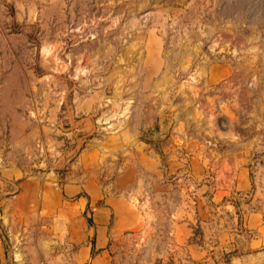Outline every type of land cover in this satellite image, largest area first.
<instances>
[{"label": "rangeland", "instance_id": "374dc122", "mask_svg": "<svg viewBox=\"0 0 264 264\" xmlns=\"http://www.w3.org/2000/svg\"><path fill=\"white\" fill-rule=\"evenodd\" d=\"M98 204L110 264H264V0H0V264Z\"/></svg>", "mask_w": 264, "mask_h": 264}, {"label": "crops", "instance_id": "0c3cea01", "mask_svg": "<svg viewBox=\"0 0 264 264\" xmlns=\"http://www.w3.org/2000/svg\"><path fill=\"white\" fill-rule=\"evenodd\" d=\"M238 185L244 188H247L246 175L243 171H240V180L238 181ZM115 207H118V211L121 212L123 203L122 201H115ZM94 218H97L98 224L95 225L94 231L89 234L82 235V223H80L81 229H77L75 232V237L79 241L84 240L85 243L81 245L78 249V252L75 255L74 262H79L81 264H110L111 258L110 254L107 251V247L109 244L108 239V227L107 221L110 218V211L102 207L101 205H97L96 209L93 211ZM250 227L257 228L259 233H263V224L262 218L260 215L256 213H250L246 216V224ZM264 240V234L258 236V240H250L248 242L249 251L253 252L255 246L262 245ZM192 258L201 260L204 257L203 250L196 244L191 245L188 248ZM248 251V252H249ZM250 253V252H249ZM257 260V262H255ZM242 261H245L247 264H260L259 259L254 258L253 256H248L243 258ZM231 264V263H230Z\"/></svg>", "mask_w": 264, "mask_h": 264}]
</instances>
